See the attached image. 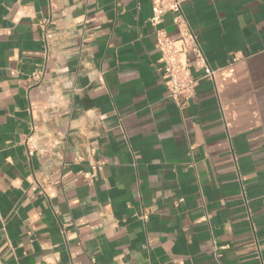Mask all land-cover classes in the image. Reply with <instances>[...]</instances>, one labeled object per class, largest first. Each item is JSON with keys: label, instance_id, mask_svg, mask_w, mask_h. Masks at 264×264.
<instances>
[{"label": "crops", "instance_id": "0c3cea01", "mask_svg": "<svg viewBox=\"0 0 264 264\" xmlns=\"http://www.w3.org/2000/svg\"><path fill=\"white\" fill-rule=\"evenodd\" d=\"M183 10L175 103L150 0H0V264H264V0Z\"/></svg>", "mask_w": 264, "mask_h": 264}, {"label": "built area", "instance_id": "2783aa9c", "mask_svg": "<svg viewBox=\"0 0 264 264\" xmlns=\"http://www.w3.org/2000/svg\"><path fill=\"white\" fill-rule=\"evenodd\" d=\"M153 15L150 24L155 29L156 49L160 53V66L157 72L160 81L166 87L168 97L175 103L180 99L189 100L194 97L198 85L195 74L204 72V78L214 80L217 71L211 69L203 53L201 44L189 25L183 10V0H150ZM171 14L173 24L178 30L175 38L160 29L164 16ZM34 75V79L39 78ZM98 166H93L92 172L82 174L84 181L91 183L96 178ZM141 219L147 220L144 214Z\"/></svg>", "mask_w": 264, "mask_h": 264}]
</instances>
